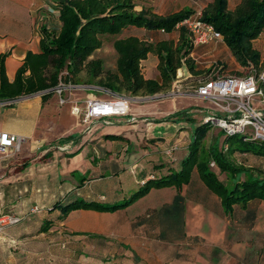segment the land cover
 Masks as SVG:
<instances>
[{
	"label": "crops",
	"instance_id": "1",
	"mask_svg": "<svg viewBox=\"0 0 264 264\" xmlns=\"http://www.w3.org/2000/svg\"><path fill=\"white\" fill-rule=\"evenodd\" d=\"M42 1L0 0V54L11 50L5 62L9 80L13 79L28 51L39 52V30L35 23L38 13L42 14L40 9H49L47 2L44 5ZM239 2L227 0V8L232 9ZM133 3L137 12L144 9L158 16H168L182 9L193 12L208 1L133 0ZM23 9L27 18H22ZM45 14L49 18L47 12ZM46 16L41 15L39 20L45 21ZM176 32L166 34L128 28L120 36H137L151 42L173 38ZM263 36L264 32L252 43L256 51L255 45ZM190 57L201 75L190 80L185 67L180 69V74L183 86L186 82H195L194 89L202 79L218 75V67L226 69L224 75L240 70L223 41L195 47ZM146 62L147 59L142 63L144 77L156 79L157 60ZM101 89L95 82L79 84L65 94L67 103L60 107L54 93L45 103L42 93H38L21 97L14 106L0 110V132L24 137V145H27L25 155L18 154L0 162V214L9 212L23 218L20 224L0 235V264H39V258L32 254L15 256L12 249L20 243L31 248L34 240L41 236H46L50 243L47 250L53 255L57 250L64 261L89 251L96 260L109 257L113 264H264L263 204L255 201L246 207L234 206L232 213L226 215L220 199L203 184L195 170L180 189H151L124 210L114 213L77 210L64 221H55L59 212H48V209L57 200L80 197L100 203L121 202L140 187L141 181L165 174L167 168L178 169L187 154L190 141L178 145L172 139L175 133L172 123L185 120L177 117L168 120L169 113L155 111L151 101L157 95L109 96ZM117 97L129 101V116L80 122L71 114L74 104L83 109L87 99L109 101ZM193 109L184 110L192 115V120L196 119ZM212 111L199 109L198 113L205 116ZM155 114L162 118L156 120ZM131 116L135 118L134 123L129 121ZM200 121L185 122L188 126H197ZM168 125L173 129L170 132L166 131ZM128 131L135 134L140 143L133 148L126 138ZM108 135L121 139L106 141L104 137ZM220 139L223 137L218 143ZM164 140L166 145H163ZM171 147L176 149L167 156L165 151ZM75 152L76 155L70 156ZM241 156L247 160L250 155ZM24 162H28L25 168L22 167ZM107 172L111 173L110 177L104 175ZM77 175L81 181H77ZM189 206L201 210L203 218L193 220ZM34 208L38 211L33 212ZM46 218L54 221L53 226L47 233L36 235L35 231ZM195 222L199 224L195 226ZM90 236L105 238L109 245L107 250L93 245L88 239Z\"/></svg>",
	"mask_w": 264,
	"mask_h": 264
},
{
	"label": "trees",
	"instance_id": "2",
	"mask_svg": "<svg viewBox=\"0 0 264 264\" xmlns=\"http://www.w3.org/2000/svg\"><path fill=\"white\" fill-rule=\"evenodd\" d=\"M54 3L59 30L52 32L45 25L40 27L39 52L28 51L25 54L12 80L8 79L5 68L11 50L0 54V101L17 100L42 93L41 99L45 103L59 83L76 86L80 82H83L82 85L95 82L98 87L116 95L153 97L170 89L177 71L182 67L189 72L190 80L196 79L200 74L190 58L193 46L187 33L183 29H175L177 24L192 14L191 9L158 16L150 10L137 12L133 0H54ZM203 20L221 34L224 44L240 66L239 71L227 73L228 75L245 77L252 71L258 76L264 72V64L260 63L261 54L252 45L264 32V0H240L232 9L227 8V0H213L206 5ZM128 28L166 34L178 32L173 38L151 42L137 36L117 38L113 42L115 70L105 71L101 60L91 58L102 47L101 37L120 36ZM151 54L157 60L159 80L145 78L142 71L143 61ZM225 70L224 67H218V76L226 74ZM260 87L264 94V80ZM183 114L186 112L175 113L167 119L179 118ZM211 128V125L200 122L194 130L193 139L188 144L187 154L180 167L167 168L165 174L152 175L141 181L140 187L121 202L100 203L85 201L80 197H67L53 203L48 212H59L56 222L64 221L71 212L77 210L114 213L145 197L151 189H180L189 182L194 170L203 184L218 196L224 214L230 215L234 206L246 207L255 201L264 206L262 170L259 167H236L233 160L237 154L264 160V142L244 140V137L235 139L238 135L227 136L223 133L221 137L225 150L222 152L218 149L217 137V145L214 143L213 149L208 151L209 160L206 161L200 158V150ZM104 139L116 141L121 138L108 135ZM76 154L77 152L70 156ZM211 161L214 163L213 168L209 165ZM27 166L28 162L22 165L24 168ZM215 168L218 173L213 170ZM233 172L238 173L233 182L220 179V174L229 176ZM254 173H258V176ZM53 222L51 219H44L36 235L47 233ZM88 239L97 247L103 246V250H107L109 246L105 238L90 236ZM89 254L95 257L89 251L76 256L81 255L83 258L79 259L83 260ZM104 260L113 264L109 257L101 261Z\"/></svg>",
	"mask_w": 264,
	"mask_h": 264
},
{
	"label": "built area",
	"instance_id": "3",
	"mask_svg": "<svg viewBox=\"0 0 264 264\" xmlns=\"http://www.w3.org/2000/svg\"><path fill=\"white\" fill-rule=\"evenodd\" d=\"M207 1L208 3L212 2V0ZM205 7L206 5L197 7L191 15L177 24L175 28L176 30L183 29L187 33L193 49L212 42L223 41L221 34L210 23L203 20ZM182 78L179 69L175 81L163 96L175 98L191 95L206 100L211 104L213 111L202 117L201 124L218 128L227 136L241 135L244 140L264 142V109L253 106L255 102L264 104V94L260 87L264 80V72L257 76L251 71L245 77L210 76L207 79H202L192 92L182 90ZM74 87L59 83L54 88L53 93L58 97L59 106L67 103L68 99L64 96ZM101 91L113 96L107 90L101 89ZM16 101H0V107H12L16 104ZM71 114L78 119L82 116V122L118 116L125 117L130 114L129 101L126 98L119 97L109 101L87 99L84 102L83 109L74 104L71 107ZM129 121L134 123L135 118L131 116ZM246 135H252V138H247ZM25 142L26 138L24 137L0 132V162L18 156ZM175 149L176 147H171L165 151V154L170 156ZM210 166L214 167V163L212 162ZM37 211V208L33 209V212ZM22 220V217L12 214L0 216V235L4 234L7 229L20 224Z\"/></svg>",
	"mask_w": 264,
	"mask_h": 264
},
{
	"label": "rangeland",
	"instance_id": "4",
	"mask_svg": "<svg viewBox=\"0 0 264 264\" xmlns=\"http://www.w3.org/2000/svg\"><path fill=\"white\" fill-rule=\"evenodd\" d=\"M45 2H47L49 9L48 10L46 8L40 9V13L42 11V14L38 13V17H37V20L35 23V28H37V26H38L37 30H39L42 25H45L50 31L57 32L59 30V21H58V13L56 10V6H54L55 5L54 0H44L43 3H45ZM44 5H46V3ZM7 6H9V5H7ZM46 12H47V15L49 18H47L46 14H45ZM26 13H27L26 10L23 9V16L24 17H22V18H27ZM41 15L46 16L44 18L45 21L39 20ZM119 37H124V36H103V37H101L102 47L99 50H97L93 54V56L91 57L93 59L101 60L103 63V68L105 71H114L115 70L116 55H115V52L113 49V42ZM255 46H256L255 48L258 49V52L261 54L260 63L264 64V55H263L264 54V36L259 39L258 44ZM155 59H156L155 56L151 54L147 58L146 63H148L150 60H155ZM143 68H145L144 65H143ZM154 74L156 76L155 77L156 80H159L158 73L156 74V72H155ZM80 83L82 84L83 82H80ZM194 83L195 82H186V84L183 86L182 90H184L186 92L194 90V87H195ZM151 102H152L151 106L155 109V111L169 113V115H167L166 118H169V116L174 115L175 112H177V111H178L177 113H179V112H182L184 110L194 108L193 110L196 111V113H195L196 119L192 120L190 118V117H192V115L189 114V112H187L186 114H183L182 116L179 117V118H181V120L189 121L191 123L192 122L197 123L200 119H202L203 116L200 113H198L199 109L206 110V111L212 110V106L208 101L196 98V97L191 96V95H185V96H179V97L172 98V97H164L163 94H158L155 97V100H152ZM253 106L258 108V109H262V110L264 109V104H258L255 102V104ZM61 108L63 109V107H61ZM1 109L2 108L0 107V110ZM154 118L156 120H160V118H162V116H160L159 114H155ZM174 118H176V117H174ZM79 120H80V122L82 121V116H80ZM185 121H176V122L172 123V125L174 127V131H175V133L172 135V139H174V141L178 145H181V144L186 143L188 141H191L193 139L196 124L188 126V123ZM88 126H89V124H87V128H88ZM170 129H171V127H170V125H168V127H166V131L170 132ZM106 130H107L106 128L103 130L102 135L105 134ZM171 130H173V129H171ZM223 133L224 132L222 130H220L218 128L216 129L215 127H212L208 131L206 137L204 138V140L202 142V146H201V150H200V158L206 159V161L209 160L208 151L213 149L214 143L217 142L215 139L217 137H218V139L222 138L221 136ZM126 135H127L126 138H128V140H130V145L132 146V148L137 146L138 144H140L137 142V138H136L135 134H133L132 132L128 131V133ZM246 136H247V138H250V139L252 138L251 137L252 135H246ZM241 137H242L241 135H238L235 139H240ZM170 139L171 138H169V141H170ZM54 141H55V138H54ZM106 141H107V139H106ZM164 141H163V143H164ZM222 141H223V139H220V141L218 143V149L223 152L225 150V146L222 143ZM24 144L21 147V151H20L19 155H25V153H26L25 147L27 145H24ZM166 144H167V142L165 141V143L163 145H166ZM234 144H236V142H234ZM147 145L152 146L150 143H147ZM216 145H217V143H216ZM106 147L108 149L111 148L110 143H108ZM60 153L64 154L65 152H60ZM247 158L248 159L246 160V158L244 156H240L238 154L235 155L233 157L235 166L236 167L240 166V167L248 168V169H250L251 166H252V168H253V166H256V167H259L262 170V172L264 173V160H262V159L259 160L257 158L254 159V157H252V156H248ZM211 163H212V161L209 163V165ZM213 170L216 173H218V170L216 168ZM104 175H106V177H110L111 173L107 172ZM255 175L258 176V173H256ZM237 177H238V173H234V172L232 174H230L229 176H228V174H220V179L225 180V181L229 180L230 182H233L235 179H237ZM76 179H77V181H81V178L79 177V175L76 176ZM189 208H190L189 215H193V220L203 218V213L201 212V210L200 211L195 210L192 206H189ZM8 214H10V213L4 212V213H1L0 215H8ZM201 222H203V221H200V223ZM204 223H206L205 220H204ZM197 224H199V223L195 222V226ZM6 231H8V229ZM35 233H37V231H35ZM35 233H33V234H35ZM47 242H48V239L46 238V236H41V237L34 240V243L31 245V248L27 247L25 243L17 244V245H15V249H12V254L15 256H25L27 253L32 254V256L39 258V264H111V263H108L106 260H104L103 262L101 260H96L90 254L86 257V259H83V260L82 259L79 260V257L74 255V257L71 260L64 261L63 258H61V256L57 255V252H58L57 250H56V255H53L52 252L47 250V247L50 245V243H47ZM52 256L53 257L55 256V258H51Z\"/></svg>",
	"mask_w": 264,
	"mask_h": 264
}]
</instances>
